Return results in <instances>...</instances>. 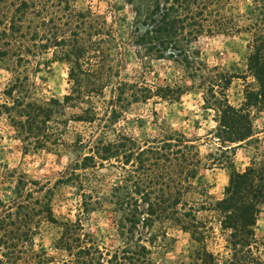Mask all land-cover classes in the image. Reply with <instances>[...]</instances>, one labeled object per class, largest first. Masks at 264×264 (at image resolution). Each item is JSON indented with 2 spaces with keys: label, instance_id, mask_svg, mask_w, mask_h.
Wrapping results in <instances>:
<instances>
[{
  "label": "trees",
  "instance_id": "obj_1",
  "mask_svg": "<svg viewBox=\"0 0 264 264\" xmlns=\"http://www.w3.org/2000/svg\"><path fill=\"white\" fill-rule=\"evenodd\" d=\"M75 2L0 0V61L11 63L0 117L9 121L25 151L64 147L79 158L72 172L53 184L12 172L14 199L0 198V264H160L155 255L166 247L169 229L188 233L197 244L188 264H264L254 237L264 205V159L232 170L220 200L212 201L197 184L204 167L233 169L235 150L255 134L254 114L264 113V0H124L133 13L127 43L135 55L180 65L189 83L154 89L118 81L125 50L113 24L104 14L77 10ZM240 34L250 37L246 74L210 68L198 43ZM50 50L53 60L67 65L70 88L62 100L42 101L33 95L29 74L33 62ZM239 78L245 84L234 105L228 90ZM106 90L111 95L103 115L106 128L132 103L175 101L197 90L204 109L214 113L219 146L203 157L193 141L172 129L142 145L125 135L113 142L82 136L65 141L70 122L92 127L102 120L91 100L103 98ZM111 162L124 175L108 196H94L85 173ZM58 186L78 192L75 221L54 217ZM104 203L110 207L114 249L100 245L81 220ZM44 224L59 228L54 255L36 249L34 239ZM217 240L222 251L214 253L209 244Z\"/></svg>",
  "mask_w": 264,
  "mask_h": 264
},
{
  "label": "rangeland",
  "instance_id": "obj_2",
  "mask_svg": "<svg viewBox=\"0 0 264 264\" xmlns=\"http://www.w3.org/2000/svg\"><path fill=\"white\" fill-rule=\"evenodd\" d=\"M77 10L90 9L99 14H104L109 23L113 24L117 38L123 43L125 56L120 68L118 81L136 84L137 86L156 88L164 86H182L189 84L182 67L170 61H157L150 58H139L135 55L134 48L127 42L130 38L133 13L124 0H76ZM250 37L246 34L235 36H217L202 39L198 43L201 57L211 67L237 76L246 74V64L249 50L247 48ZM30 75L34 84L33 95L42 101L59 99L69 93L68 67L65 63L53 60L52 50L40 56L33 62ZM11 63L0 61V101L3 100L2 91L11 79L9 69ZM246 83L253 84L252 78H247ZM242 79H234L228 90L229 100L236 105L242 100L244 89ZM111 95L109 90L103 98H92L99 118L107 110V101ZM75 114L77 109L67 110ZM117 121L105 126V119L97 121L92 128L83 123L70 122L65 134V141H72L77 136L86 139L90 137L103 138L113 142L118 135H125L135 140L139 145L153 138H159L163 130L172 129L194 142L201 155L215 152L219 146L214 139L216 127L214 113L204 109L202 94L197 90L182 94L175 101L153 98L146 102L132 103L126 106L118 115ZM253 125L255 134L246 144H242L234 152L232 168L204 167L200 169L197 184L205 190L212 201L223 198L224 188L228 185L232 170L243 171L250 163L264 159V113L254 114ZM94 132L90 134V132ZM78 156L72 154L64 147L54 151L33 150L25 151L16 138L14 129L9 121L0 117V198L8 203L14 199L13 188L15 177L12 172L23 174L29 180L41 183H55L60 178L67 177ZM113 164V165H112ZM86 182L94 189V196L105 198L113 186L120 183L124 173L118 164L113 162L104 164L86 171ZM80 197L75 188L58 186L52 199V211L58 222L65 220L75 221L80 205ZM85 228L93 233L98 243L108 249H114L116 241L111 222L110 207L104 203L103 208L91 212L81 218ZM168 240L166 247L157 250L156 258L160 264H188L197 248V244L188 233L178 229L167 230ZM59 234V228L54 225L44 224L35 237L36 249L54 255L53 245ZM254 237L258 247V254L264 261V205L257 216ZM209 249L214 253L222 251V243L217 240L209 244ZM156 251V252H157Z\"/></svg>",
  "mask_w": 264,
  "mask_h": 264
}]
</instances>
